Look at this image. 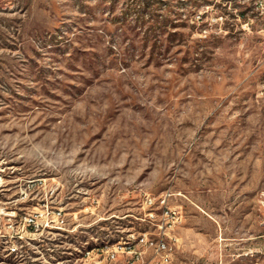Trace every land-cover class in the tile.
<instances>
[{
	"label": "rangeland",
	"instance_id": "rangeland-1",
	"mask_svg": "<svg viewBox=\"0 0 264 264\" xmlns=\"http://www.w3.org/2000/svg\"><path fill=\"white\" fill-rule=\"evenodd\" d=\"M164 192L174 264H264V0H0V264H127Z\"/></svg>",
	"mask_w": 264,
	"mask_h": 264
},
{
	"label": "built area",
	"instance_id": "built-area-1",
	"mask_svg": "<svg viewBox=\"0 0 264 264\" xmlns=\"http://www.w3.org/2000/svg\"><path fill=\"white\" fill-rule=\"evenodd\" d=\"M172 196L171 192H164L157 197L147 198L146 205L149 210L148 216L151 220H156V214L153 211L154 209H160L161 219L158 220L157 228L159 232L156 236H148L147 232L140 233L137 237L134 234H130L129 238L126 241V248L128 253L132 254V261L127 264L143 263V256L141 251H137L135 246L139 245L149 249L151 251V259L149 264H174L176 255H177V243L178 238L173 235V230L178 220L180 219V211L177 207L169 206L168 202ZM61 216V213L58 212V217ZM25 220L28 221V225L35 223L33 218L26 217ZM63 224L64 221L61 220ZM123 249V248H117ZM12 253L16 252V248L12 247L10 250ZM108 253L110 259H115L117 257V250L111 249L108 251H102Z\"/></svg>",
	"mask_w": 264,
	"mask_h": 264
},
{
	"label": "bare ground",
	"instance_id": "bare-ground-1",
	"mask_svg": "<svg viewBox=\"0 0 264 264\" xmlns=\"http://www.w3.org/2000/svg\"><path fill=\"white\" fill-rule=\"evenodd\" d=\"M120 243V242H119ZM124 244L125 245H123V246H118V248H124V246H126V242H124ZM119 245V244H118ZM112 247V246H111ZM104 248V247H103ZM109 248H106V251L108 250ZM113 249H114V247H113ZM91 252V251H90ZM90 252H87V255H90Z\"/></svg>",
	"mask_w": 264,
	"mask_h": 264
}]
</instances>
